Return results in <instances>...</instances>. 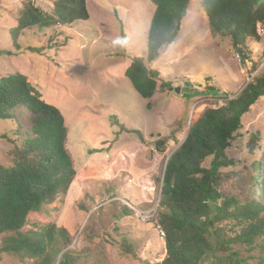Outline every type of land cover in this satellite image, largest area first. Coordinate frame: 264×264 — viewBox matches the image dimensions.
<instances>
[{
	"label": "rangeland",
	"instance_id": "374dc122",
	"mask_svg": "<svg viewBox=\"0 0 264 264\" xmlns=\"http://www.w3.org/2000/svg\"><path fill=\"white\" fill-rule=\"evenodd\" d=\"M25 1L0 0V52L14 53L0 54V77L22 74L45 103L59 110L76 176L65 196L27 216L23 230H33L35 224L65 229L71 243L63 252L72 253L76 264L162 261L164 241L153 220L159 212L165 164L205 110L222 107L225 95L236 97L264 70V25L257 26L258 42L246 41L256 65L253 71L229 39L210 37L202 0H189L174 42L147 65L169 87L142 99L124 71L134 59L144 58L154 11L149 0H86L87 21L63 30H25L14 41L15 48L10 33ZM30 1L50 13L55 0ZM117 39L123 43H114ZM23 118L17 112L14 120L0 121L3 167L11 165L8 139L18 142L24 137V133L11 136L22 129ZM158 140L165 141L163 153L155 151ZM263 153L264 98H260L243 116L225 151L236 164L219 170L216 189L222 197L242 204L251 199V166ZM210 160L202 167L208 168ZM125 209L130 216L124 215ZM147 212L151 216L145 219ZM220 226L230 237L238 231L226 222ZM230 246V251L214 248L204 264L213 262V256L226 258L232 251L245 264H264V236L251 248ZM0 264L33 261L0 254Z\"/></svg>",
	"mask_w": 264,
	"mask_h": 264
},
{
	"label": "trees",
	"instance_id": "16d2710c",
	"mask_svg": "<svg viewBox=\"0 0 264 264\" xmlns=\"http://www.w3.org/2000/svg\"><path fill=\"white\" fill-rule=\"evenodd\" d=\"M149 2L154 11L144 58L134 59L124 71L132 89L142 99H150L169 87L162 82L160 73L147 65L154 63L174 42L177 25L189 5V0ZM201 7L210 37L229 39L241 60L250 62L253 71L256 70L246 41L260 39L257 26L264 25V0H202ZM88 18L86 0H55L50 13L27 0L18 11L11 40L17 48L14 41L25 30L34 27L63 30ZM225 97L222 107L204 111L165 164L159 212L153 220L162 234L165 257L152 264H204L216 247L229 251L231 244L251 248L264 236V153L251 166L254 190L249 201L242 204L233 197H222L216 189L219 170L236 164L225 151L241 128L243 116L264 98V70L236 97ZM17 112L24 115L22 129L11 136L16 138L24 133V137L18 142L8 139L12 144L11 165H0V254L29 259L33 264H76L72 253L63 252L71 243L65 229L54 224H35L33 230H23L27 216L65 196L76 176L66 149L64 118L57 108L41 99L25 76L13 73L0 77V121L14 120ZM1 138L7 139L4 135ZM164 144V140L156 141L155 151L163 153ZM208 158H211L209 167H202ZM123 213L130 216L127 209ZM222 222L238 231L232 237L227 236L220 226ZM213 259L214 263L210 260L208 264H245L236 251L226 258L213 256Z\"/></svg>",
	"mask_w": 264,
	"mask_h": 264
},
{
	"label": "clouds",
	"instance_id": "9594fccd",
	"mask_svg": "<svg viewBox=\"0 0 264 264\" xmlns=\"http://www.w3.org/2000/svg\"><path fill=\"white\" fill-rule=\"evenodd\" d=\"M114 43H116V44H122L123 41L121 39H117V40L114 41Z\"/></svg>",
	"mask_w": 264,
	"mask_h": 264
},
{
	"label": "water",
	"instance_id": "95a60500",
	"mask_svg": "<svg viewBox=\"0 0 264 264\" xmlns=\"http://www.w3.org/2000/svg\"><path fill=\"white\" fill-rule=\"evenodd\" d=\"M180 24H181V22H179V24L177 25V31H179L180 30ZM176 92H178V90H176ZM139 138H141V136H139ZM183 142V141H182ZM181 145V144H180Z\"/></svg>",
	"mask_w": 264,
	"mask_h": 264
},
{
	"label": "built area",
	"instance_id": "2783aa9c",
	"mask_svg": "<svg viewBox=\"0 0 264 264\" xmlns=\"http://www.w3.org/2000/svg\"><path fill=\"white\" fill-rule=\"evenodd\" d=\"M148 213V212H147ZM151 215L148 213V216L145 218V219H147V218H149Z\"/></svg>",
	"mask_w": 264,
	"mask_h": 264
}]
</instances>
